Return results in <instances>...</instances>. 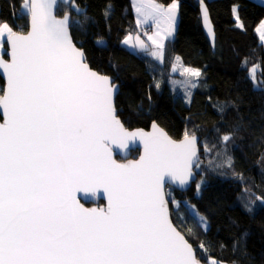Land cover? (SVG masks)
Instances as JSON below:
<instances>
[{
    "label": "snow or ice",
    "instance_id": "obj_1",
    "mask_svg": "<svg viewBox=\"0 0 264 264\" xmlns=\"http://www.w3.org/2000/svg\"><path fill=\"white\" fill-rule=\"evenodd\" d=\"M57 5L25 0L27 34L0 24L10 47L7 61L0 56V264H200L165 199L167 184L185 185L199 166L198 138L186 132L177 142L155 124L153 133L128 132L115 115V85L84 62ZM176 7L137 11L170 35ZM149 40L162 56L163 40ZM137 137L139 159L118 162L112 146L127 149ZM78 193L106 206L87 208Z\"/></svg>",
    "mask_w": 264,
    "mask_h": 264
},
{
    "label": "trees",
    "instance_id": "obj_2",
    "mask_svg": "<svg viewBox=\"0 0 264 264\" xmlns=\"http://www.w3.org/2000/svg\"><path fill=\"white\" fill-rule=\"evenodd\" d=\"M154 1L163 9L175 2L178 9L174 36L159 60L122 44L128 34L152 31L136 20V0H72L60 3L56 14H70V33L86 62L119 84L115 108L127 127L156 121L174 139L186 132L200 137L194 181L185 191L166 189L171 219L197 259L264 264V39L258 28L264 0ZM201 1L214 25L213 49L201 26ZM24 3L0 0V24L25 32ZM143 40L149 51L151 43ZM6 50L5 43L0 53ZM176 57L193 71L173 73ZM3 84L0 77V92ZM224 134L230 141H222Z\"/></svg>",
    "mask_w": 264,
    "mask_h": 264
},
{
    "label": "water",
    "instance_id": "obj_3",
    "mask_svg": "<svg viewBox=\"0 0 264 264\" xmlns=\"http://www.w3.org/2000/svg\"><path fill=\"white\" fill-rule=\"evenodd\" d=\"M72 0H68V3H70ZM29 3H30V0H29ZM62 3V4H66L64 2V0H58V5ZM67 3V4H68ZM57 5V7H58ZM57 7L55 8V15L57 16V18H63L64 15L67 13L69 15V35H70V38L74 44V46L80 50L82 53H83V59H84V62H86V56L84 54V51L82 48H80L79 46H77L73 39H72V36H71V33H70V14L68 12H65L63 15L61 16H58L56 14V11H57ZM199 13H200V18H201V26H202V29L205 33V36L206 38L208 39L210 45H211V48L213 49L214 48V44H215V37H216V34H215V31H214V25L212 23V20H211V17H210V14H209V11H208V8L206 6V3L204 1H201L200 2V5H199ZM30 30V16L28 14V22H27V29L25 32H18V31H14V32H17L18 34H27V32ZM138 38V39H137ZM134 44H135V49L136 51L138 52H141V51H146L148 50V45L144 42L143 38L141 36H138V35H135L134 36ZM6 43V46H7V50H6V53H5V56L0 53V56H2V58L7 61L9 59V56H8V52L10 51V47L9 45L7 44V41L5 42ZM87 65L89 66L90 70L96 72L98 75L100 76H106L109 78L110 82L115 85V88L113 90V107H114V110H115V115L117 117V119H119V121L121 122V124L124 126V128L128 131V132H136V131H143L144 133H153L154 132V128H153V125L155 124L156 126V129L159 130L160 132H163L164 134H166L170 139L174 140V141H181L184 137L180 138V139H174L172 138L168 132L163 128L161 127L156 121H152L149 125L148 128H142V127H136V128H129L127 127L122 121L121 119L119 118V116L117 115V111H116V108H115V98H116V95L119 91V84L114 82L113 78H111L110 76L106 75V74H102V73H99L98 71H96L95 69L91 68L90 65L87 63ZM0 77L3 79V87L6 83L5 81V78L3 76V70L0 69ZM2 87V89H3ZM1 117V120L0 122H2V115H0ZM191 136V135H190ZM197 138H198V144H197V157L195 158L194 160V165H197L199 159H200V137L198 135H195ZM129 147L127 149L125 148H120L118 145H113V155H114V158L118 161V162H121V163H126L127 161H131V160H138L140 155L142 154L143 152V146L142 144L140 143V140H139V137H137L135 139V141H129ZM138 150V155L137 157H131V151L133 150ZM194 168L195 166L192 168V176L189 178V181L185 184V185H179L178 183H169L165 186V193H166V189L168 187H173L175 188L176 190H179V191H185L187 190L191 183L194 181L196 175H195V172H194ZM78 198H81V203L84 204L85 207L87 208H93V207H104L106 206V200L103 199L102 197L101 198H97L96 195H92V194H85V193H78ZM85 195H88L90 198L88 199H83L82 197H84ZM165 199L166 201L168 202L167 200V194L165 195ZM100 201H102L101 203H99ZM168 208H169V218L171 220V222L173 223L172 219H171V213H170V207H169V204H168ZM173 225L176 227V225L173 223ZM176 229L178 230V228L176 227ZM179 231V230H178ZM180 232V231H179ZM182 234V232H180ZM183 235V234H182ZM184 236V235H183ZM185 237V236H184ZM186 239V237H185ZM187 240V239H186ZM187 242L191 245V247L193 248L194 250V247L192 246V244L187 240ZM194 254L196 256V252L194 250ZM197 258V257H196ZM199 260V259H198ZM200 261V260H199ZM200 264H205L203 262L200 261Z\"/></svg>",
    "mask_w": 264,
    "mask_h": 264
},
{
    "label": "rangeland",
    "instance_id": "obj_4",
    "mask_svg": "<svg viewBox=\"0 0 264 264\" xmlns=\"http://www.w3.org/2000/svg\"><path fill=\"white\" fill-rule=\"evenodd\" d=\"M137 8H142V5L140 4V1L138 2V4H135L133 6L136 20H138V16L141 15V13L137 11ZM167 9L168 8H164L165 11H167ZM177 17H178V9L176 7L175 17L170 23V32H171L170 35L167 34V32H166V29L169 28V25L168 24H164V23H160V24L156 23V24H154L153 27H152V31L150 33H148V34H146V33L142 34L141 33V37H143L146 41H149L151 43L150 50L149 51H145L146 54L152 56L153 58H155L157 60L161 59V54H160L161 49H160L159 45L158 44H154L152 40H149V36L153 37L156 40L162 39L163 40V45H164V42L167 39L172 38L174 36L175 29H176V24H177ZM147 31H149V30H147ZM157 32H160V37L156 36ZM6 37H7V33L6 32L3 33L2 36H0V41H3V43L0 44V52H2L4 50V48H5ZM125 41H126V38L123 40L122 44L126 48L129 46V48H134L135 49V44H134L135 41H134V38L132 37V35H128L127 36V42H125ZM153 53H156V55H153ZM253 68L255 69V71L258 69L257 66H254ZM177 69H179L180 72H188V71H186V69L189 70V71H193L191 68H189L187 66H182L179 57L175 58V65L172 66V72L176 73ZM255 71H254V75H255ZM251 76H252V74H251ZM181 80H183V79H181ZM184 83L185 82L183 80L182 85H180V87L181 86L183 87V90H184V87H185ZM175 206H176V204H175ZM175 209H176V207H175ZM175 209L173 208L174 211H176ZM203 224H204L205 227H207V225H208L205 220H204ZM211 259H214V258H211ZM214 260L217 261L218 264H230V263L218 261L217 259H214ZM209 264H210V259H209Z\"/></svg>",
    "mask_w": 264,
    "mask_h": 264
},
{
    "label": "crops",
    "instance_id": "obj_5",
    "mask_svg": "<svg viewBox=\"0 0 264 264\" xmlns=\"http://www.w3.org/2000/svg\"><path fill=\"white\" fill-rule=\"evenodd\" d=\"M140 1V4L142 5V8L145 10V11H147V5L148 4H155V5H158V6H160L159 4H157L154 0H136V3H138ZM138 23H140L141 25H154V24H156L157 23V21H156V19L155 18H153V17H148L147 19H145V16L144 15H140V16H138ZM149 22V23H148ZM259 28V31L261 30V33L262 32H264V25H263V23L261 24V27H258ZM141 31V30H140ZM142 33V32H141ZM143 34V33H142ZM128 35H131V34H128ZM259 36H260V33H259ZM132 37L134 38V35H132ZM261 37V36H260ZM126 38V40H127V36L125 37ZM143 38V37H142ZM128 45V44H127ZM128 49H130L131 51H133V52H135L136 51V49H134V48H129V46L127 47ZM149 49V48H148Z\"/></svg>",
    "mask_w": 264,
    "mask_h": 264
},
{
    "label": "built area",
    "instance_id": "obj_6",
    "mask_svg": "<svg viewBox=\"0 0 264 264\" xmlns=\"http://www.w3.org/2000/svg\"><path fill=\"white\" fill-rule=\"evenodd\" d=\"M144 30L147 31L148 30V27H146Z\"/></svg>",
    "mask_w": 264,
    "mask_h": 264
}]
</instances>
